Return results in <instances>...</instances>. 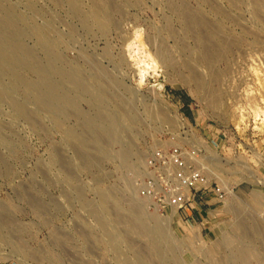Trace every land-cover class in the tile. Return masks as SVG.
Masks as SVG:
<instances>
[{"label":"rangeland","instance_id":"374dc122","mask_svg":"<svg viewBox=\"0 0 264 264\" xmlns=\"http://www.w3.org/2000/svg\"><path fill=\"white\" fill-rule=\"evenodd\" d=\"M176 144L226 207L141 196L147 157ZM242 250L264 264V0H0V264Z\"/></svg>","mask_w":264,"mask_h":264},{"label":"built area","instance_id":"2783aa9c","mask_svg":"<svg viewBox=\"0 0 264 264\" xmlns=\"http://www.w3.org/2000/svg\"><path fill=\"white\" fill-rule=\"evenodd\" d=\"M201 154L197 146L156 148L145 162L141 196L162 214L189 212L191 218L192 211L210 206V197L213 204H224L228 193L199 166Z\"/></svg>","mask_w":264,"mask_h":264},{"label":"crops","instance_id":"0c3cea01","mask_svg":"<svg viewBox=\"0 0 264 264\" xmlns=\"http://www.w3.org/2000/svg\"><path fill=\"white\" fill-rule=\"evenodd\" d=\"M225 187H226V186H225ZM229 196H234L233 191H232V195L229 193ZM232 198H233V197H232ZM209 200H210V203H209V204H210V206H209L210 208H211V207H214V206L217 205V204H216V205L213 204V203H215V201L213 200L212 197H210ZM228 203H229V201L226 202V204H225L224 207H226V206L228 205ZM203 208H204V207H203ZM204 211H205V210H204ZM204 211L202 210V207H201L198 211H196V212H194V213L196 214V217H197V218H200V217H204V214H203ZM205 212H206V211H205ZM192 218H193V216H192Z\"/></svg>","mask_w":264,"mask_h":264},{"label":"bare ground","instance_id":"6f19581e","mask_svg":"<svg viewBox=\"0 0 264 264\" xmlns=\"http://www.w3.org/2000/svg\"><path fill=\"white\" fill-rule=\"evenodd\" d=\"M197 58V57H196ZM100 118V117H99ZM225 186V185H224ZM226 188V187H225ZM226 191H227V193H228V196H229V191H228V189L226 188ZM228 198V197H227ZM228 200H226L225 202H224V204H226V202H227ZM178 215H179V217H180V214L178 213V212H176ZM227 242L229 243V244H231L232 243V240L231 239H228L227 240ZM247 251H245V250H242L241 251V253H243V255H241L240 257H239V259L242 261V263L243 264H247V261H248V256L249 255H247V253H246ZM246 254V255H245Z\"/></svg>","mask_w":264,"mask_h":264}]
</instances>
